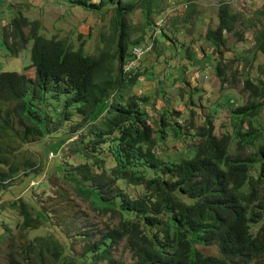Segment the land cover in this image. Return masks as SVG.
Returning <instances> with one entry per match:
<instances>
[{"label":"trees","instance_id":"1","mask_svg":"<svg viewBox=\"0 0 264 264\" xmlns=\"http://www.w3.org/2000/svg\"><path fill=\"white\" fill-rule=\"evenodd\" d=\"M163 1H68L101 19L110 15V33L100 35L102 47L95 54L85 52L83 43L74 46L55 34L44 37L41 21H31L20 11L1 31V45L9 53L30 46V64L22 73L0 72V105L4 106L0 138L17 125L15 135L21 144L51 137L54 146L45 145L39 166L29 158H16L0 142V190L7 192L21 174L36 180L57 176L90 210L109 221L103 230L61 231L50 211L36 212L40 208L35 192L40 185L45 188L47 181L32 180L26 199L11 196L0 205L1 214L14 215V228L2 224L6 234L0 241L18 244L17 264H123L114 257L119 246L128 250L130 264L264 262V125L255 120L264 108V80L253 79L249 69L257 55L264 58V5L255 12L256 18L245 19L220 0L214 23L205 25L204 41L219 56L223 34H237L241 18L244 29L253 31L252 54L243 68L247 99L236 107L228 100L214 103L225 107L230 118L229 128L218 134L210 106L199 107L202 125L196 129L191 125L185 132L178 113L169 107L170 100H164L159 113L152 105L156 114L150 123L147 97L130 90L148 72L154 75L161 57L164 64L175 56L185 61L170 85L177 81L188 96L190 83L184 76L192 71L203 69L220 77L221 84L226 82L220 64L213 70L201 64L206 57L200 47V58L189 54L191 43L175 47L168 34L180 28L169 23L173 19L160 7ZM184 2L182 9L174 11L189 16L196 7ZM137 11L140 23L131 25L128 17ZM163 44L168 49L173 44L179 52L164 57ZM146 46L142 59L152 54L154 62L143 67L141 57L136 59L131 49ZM130 62L135 67L127 70ZM260 73L264 74V65ZM153 81L160 84L157 77ZM196 82L198 86L199 78ZM175 139H183L178 149ZM158 149L162 157L155 152ZM75 243L80 245L78 250ZM197 244L215 246L218 256L203 254Z\"/></svg>","mask_w":264,"mask_h":264},{"label":"rangeland","instance_id":"2","mask_svg":"<svg viewBox=\"0 0 264 264\" xmlns=\"http://www.w3.org/2000/svg\"><path fill=\"white\" fill-rule=\"evenodd\" d=\"M68 1L70 0H3L0 3V35L3 28H7L10 20L20 11L23 16L31 21H41L42 25L45 27V30H42V35L44 37L51 38L55 34L58 37L67 38L74 46H79L83 43L84 50L88 52V54L97 53L98 49L102 47L100 35L104 34L107 36L110 33V15L107 13L101 19L98 14L96 15L90 9L85 10L76 5H69ZM181 1L182 0H164L160 4V7L165 11V15L173 19L170 20L169 23L171 24V22H174L176 27L180 28L177 33H169L168 37L175 42V47L178 45V47L185 48L191 43L188 46V51L194 58L197 56H199V58L201 57L199 55L200 50L205 52L204 55L206 58L201 61V64L204 65L207 63L212 70L220 64L224 70L226 82L221 84L220 77L213 74L211 75L209 71L205 72L203 69H200V72L192 71L184 76L188 78L190 83V95L188 96L187 93L181 91L180 84H177V81H175L172 86L170 85V81L173 78H177L178 69L182 67L185 61L180 62L175 56L173 61L168 59L164 64L163 57H161L159 62L162 63L155 67L156 70L154 69V75H150V72H148V74H146L143 79H140L130 90L132 93L147 97L148 109L146 110L149 115L150 123L153 122L156 114L154 110L156 109L159 113L165 102L164 100L168 99L170 100L169 107L178 113L179 116L176 115L178 116V123L183 127L185 132L186 128L191 125H193L195 129L202 125L198 113H200L199 107L205 105L204 107L210 106V113H212L214 124L217 125V132L218 134H222V132L229 128V114L225 107L217 106L214 103L219 99L220 103L227 100L228 102L230 101V105L234 107L245 103L247 93L243 91V81L245 79L243 68L246 65L245 61H249L250 55L252 54L251 51L254 45L253 31H246L244 29L245 26L241 25V18L236 24L237 34H223L225 43L221 47L222 53L219 56V52L215 51L212 45L207 41H204L203 35L206 30L205 25L208 22L214 23L215 16L218 15L219 8H215V6L219 4L220 0H189V5L193 8L196 7L194 12L189 16H184L185 12L183 11H174L177 7L182 9L183 2L187 0H183L182 3ZM223 2L231 5V11L242 13L245 19L253 17L255 12L264 5V0H223ZM178 4L181 5L179 6ZM176 15L178 17H176ZM128 20L131 25H138L141 20L140 13L137 11L133 16L128 17ZM159 21L161 20L159 19L157 22ZM164 24L167 25L166 22ZM25 32L27 33L28 29H26ZM12 41L15 43L14 40ZM168 43L169 42L166 41V45ZM28 47L30 46L25 47L24 50L17 47L16 53L11 54L1 45L0 38V72H24V68L30 64ZM173 47L174 45L170 44L169 49L167 46L163 48L164 57H168L169 52L173 55L179 52L174 51ZM198 47H200L199 51ZM153 58L154 56L152 54H148L143 59L141 57L140 65L146 67L151 64V62L153 64ZM235 58L239 61L236 60V62H232ZM175 62L176 65H174ZM263 65L264 58L257 55L252 66H249V69L251 68L250 74L253 79L260 76L264 80V74L260 73ZM156 77L160 79L159 85L153 81ZM197 78H199L201 83H199L198 86L196 82ZM196 86L197 90H195ZM157 90L163 91L164 94H159ZM152 105H154L155 109L152 108ZM3 108L4 106L0 105V113ZM260 119L264 125V108L260 110L258 116L255 118V120ZM220 124L224 125V127H218ZM13 129L14 131L7 132V136L1 134L0 142H3L4 150L15 153L18 159L29 158L41 166L43 162L42 157L46 151L45 145L47 147H53V139L50 137L52 140H50V138H45L33 141V143L21 144L15 135V132H17L19 128L17 125H14ZM193 131L194 130H191L190 132L193 133ZM75 136L73 138L71 137L69 141L74 140L76 138ZM182 143L183 139H175L174 141V145L177 149ZM7 145H9L10 149L5 148ZM66 146L67 143L65 146L60 147V149L62 150ZM51 152H54V150H51ZM155 152L161 157L163 156L160 149L155 150ZM21 175L15 180L14 185L7 187V192L2 193L0 190V194L2 193L0 205L11 196L20 197L22 195V197L26 199L30 194L26 189L34 184L32 180H36V177H33V175L22 177ZM44 180L47 181L45 188H42L40 185V188L35 192L37 195L36 203L40 208V211L37 209L36 212L42 213L50 211L55 221H58L57 223L60 225L59 229L61 231L72 234L75 228L94 229L98 227L100 230H103L106 223L109 222L105 216H99L97 213L90 210L85 201L83 202V200L76 195L72 186L63 178L52 176L51 180H47L44 177L36 181L42 182ZM35 206L36 205H34V207ZM35 215L36 214L33 213L34 217ZM12 216L14 215L10 214L9 211L3 214L0 213V237L6 234L2 227L3 223L10 228H14ZM111 221L115 222V220ZM195 247L205 255L218 256V251L215 246L205 247L197 244ZM18 248L19 246L17 243L13 246H9L8 241H0V264H17L16 261L20 253ZM74 248L78 250L80 245L75 243ZM114 257L122 261L123 264L131 263L130 254L123 246H119L118 249L116 248V250H114ZM261 264H264V262L262 261Z\"/></svg>","mask_w":264,"mask_h":264},{"label":"bare ground","instance_id":"3","mask_svg":"<svg viewBox=\"0 0 264 264\" xmlns=\"http://www.w3.org/2000/svg\"><path fill=\"white\" fill-rule=\"evenodd\" d=\"M143 46H144V45H143ZM141 50H142L141 53H139V52H132V53L135 54L136 59H139L140 57H142V56L144 55L145 51L148 50V47H147V46H146V47H142ZM126 64H127V63H126ZM133 66H134V62H130V63L126 66V69L128 70V69L132 68Z\"/></svg>","mask_w":264,"mask_h":264},{"label":"built area","instance_id":"4","mask_svg":"<svg viewBox=\"0 0 264 264\" xmlns=\"http://www.w3.org/2000/svg\"><path fill=\"white\" fill-rule=\"evenodd\" d=\"M142 49V47H133L132 49H131V53L132 52H139V53H141V50Z\"/></svg>","mask_w":264,"mask_h":264},{"label":"clouds","instance_id":"5","mask_svg":"<svg viewBox=\"0 0 264 264\" xmlns=\"http://www.w3.org/2000/svg\"><path fill=\"white\" fill-rule=\"evenodd\" d=\"M145 55V54H144ZM141 59V58H140ZM140 59H139V61H140ZM139 61H138V63H139ZM135 67V66H134Z\"/></svg>","mask_w":264,"mask_h":264}]
</instances>
